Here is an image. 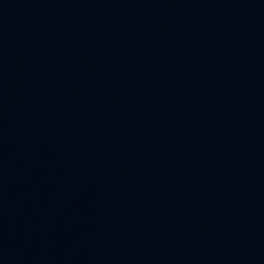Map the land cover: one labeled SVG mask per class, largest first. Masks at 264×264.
Here are the masks:
<instances>
[{
  "label": "water",
  "instance_id": "95a60500",
  "mask_svg": "<svg viewBox=\"0 0 264 264\" xmlns=\"http://www.w3.org/2000/svg\"><path fill=\"white\" fill-rule=\"evenodd\" d=\"M0 264H264V0H0Z\"/></svg>",
  "mask_w": 264,
  "mask_h": 264
}]
</instances>
